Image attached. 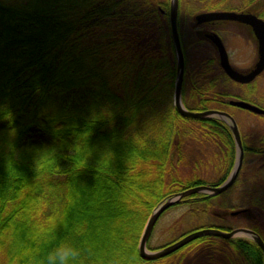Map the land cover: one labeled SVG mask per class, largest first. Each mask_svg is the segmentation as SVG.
Returning <instances> with one entry per match:
<instances>
[{"label":"trees","instance_id":"trees-1","mask_svg":"<svg viewBox=\"0 0 264 264\" xmlns=\"http://www.w3.org/2000/svg\"><path fill=\"white\" fill-rule=\"evenodd\" d=\"M170 4L0 0V264H42L61 242L81 250L78 264H163L179 253L172 264H184L195 249L207 252L208 263L264 264L261 248L246 238L204 236L151 261L140 254L145 226L164 199L221 184L235 163L209 155L222 173L214 172L215 179L202 174L205 144L232 148L233 137L224 122L184 117L174 106ZM185 58L184 105L200 112L233 109L227 100L235 97L213 91L217 79L205 81L200 66L193 70ZM189 71L195 75L188 79ZM102 196L104 203L85 206ZM217 198L195 194L171 208L186 205L216 219ZM40 201L47 208L37 216ZM259 204L253 226L264 236ZM53 215L59 216L55 230L34 240L35 225L47 226Z\"/></svg>","mask_w":264,"mask_h":264},{"label":"flooded vegetation","instance_id":"flooded-vegetation-1","mask_svg":"<svg viewBox=\"0 0 264 264\" xmlns=\"http://www.w3.org/2000/svg\"><path fill=\"white\" fill-rule=\"evenodd\" d=\"M233 1L236 4L231 7L211 8L203 11L202 13L234 12L238 14L253 15L264 21V0H233ZM239 1H241V3ZM248 3L251 4L247 6ZM198 15H196V17ZM196 17L194 18V21L192 23L194 45L192 46L191 44L190 47V50L192 52L191 59L200 60L199 63H194V64L200 66L201 70L204 73L203 79L205 81L211 78L217 79L216 87L213 89V91H216L217 94L218 93L221 94L222 92L229 93L233 95L235 98L237 97L236 98L237 100H243L249 102L259 107L260 109L264 110V66L260 70V72L256 73L253 76L252 80H250L249 82L239 83L232 80L231 78H229L223 66L221 65L222 53L220 52V48L218 47V45L215 43L216 41L214 40L215 36H218L222 44L223 53L226 54L230 62V65L233 68L239 70L241 73L247 75L253 72L254 70H256V66L261 59L259 54V42L256 38L253 27L250 24L242 21L239 22V21L227 20V19L212 20V21L198 23ZM238 59H245L244 62L245 66L243 67L239 66L237 62ZM211 61L212 64H209V62ZM228 80L238 85H242L246 87L248 93H245L246 94L245 97H248L250 99L246 100L245 98L239 97L240 94L235 95L225 90L223 87H225L229 83ZM207 89L208 88H206L204 93L206 100L208 99L207 96L210 95ZM231 100L232 98L227 100L229 105ZM232 107L236 109H241L234 106ZM207 110L225 112L228 113L231 117H233V119L236 122L237 129L241 138V147H239L229 124L218 117L217 118L211 117L218 119L221 122H224L228 126L230 133L233 137V147L232 148L223 147V144H221L220 147L219 143L212 145L206 143L205 152H204L205 157L208 158L209 155H216L217 153L224 154L225 156L234 159L235 161L234 166L238 161V159L240 158V155H242L243 158L242 168L237 177V180L227 191L223 192L222 194H219L218 197L226 195L227 193L230 194L231 192L235 191L236 186L239 185L238 184L239 178L240 179L246 178L245 182L246 181L253 182L256 184L254 185V187L258 186L257 190L249 189L248 191L260 192V189L264 187V181L261 180V182H259V179L256 180L255 178L257 176L256 174L257 172H258V177L260 176L264 177V124L262 125L259 123L253 124V123L245 122L243 118L234 111H232L231 108H227V110H224L222 109V106L216 105L214 108H210ZM257 115H262V114H257ZM261 135L262 137H258ZM248 161H252L253 163L250 166H247ZM247 169H248V174H246ZM230 174L231 172L221 184H223L229 178ZM213 177L214 179L216 178L214 175ZM205 185L218 186V183L212 182ZM203 195H205L206 197L211 196L209 193H205ZM259 197L261 198L262 196ZM261 202L262 200L260 199V203ZM229 204H231V202ZM252 205L248 204L247 207H244V205L239 207L238 208L239 210L240 209L246 210L245 212L239 215H234V213L238 210L237 208L235 209H233V207L223 208L221 206L220 210L217 209L214 212V216L216 217L215 220L217 221L218 224H211L210 227L220 228L228 232L237 229H247L256 232L253 225L256 223L257 216L255 215V212L251 209ZM260 236L264 240V236L263 235Z\"/></svg>","mask_w":264,"mask_h":264},{"label":"water","instance_id":"water-1","mask_svg":"<svg viewBox=\"0 0 264 264\" xmlns=\"http://www.w3.org/2000/svg\"><path fill=\"white\" fill-rule=\"evenodd\" d=\"M179 6H180V0H171L170 24H171L172 39H173V43H174V47L176 51V57H177V79H176L175 91H174V106L176 107L177 111L184 117L197 118V119L218 117L226 121L231 127L233 135L238 143V146L241 147V138H240V135L237 129L236 122L233 119V117H231L228 113L214 111V110H207V111H201V112L193 111V110H189L183 103L182 91H183V84H184V78H185V55H184V51L182 47L180 32L178 29ZM196 19L198 23L212 21V20L227 19V20H234V21H239V22L242 21V22L250 24L253 27L256 38L259 42V54L261 57L260 61L258 62L256 66V70H254L250 74L245 75L244 73H241L239 70L233 68L230 65V62L226 54L223 53L222 44L218 36H215L214 40L216 41L215 43L218 45V47L220 48V52L222 53L221 65L223 66L225 72L231 79L239 83H246L252 80L253 76L256 73L260 72V70L264 66V21H262L261 19L253 15L238 14L234 12H231V13H228V12L202 13L198 15ZM230 104L232 106L239 107L241 109L248 110L256 114L264 115V110L260 109L259 107L255 105L250 104L249 102L243 101V100H231ZM242 164H243V158H242V155H240V158L236 162L234 170L230 174L229 178L223 184L219 186L199 185V186L186 189L182 192L176 193L164 199L155 208L153 214L151 215V217L149 218L145 226L143 235L140 240V245H139L140 254L142 258L148 261L163 258L165 256H168L178 251L179 249L191 243L192 241L198 238L204 237V236H215V237H222L225 239H231L237 236H246L252 239L253 241H255L259 245V247L262 248L264 252V241L254 231L247 230V229H237V230L228 232V231H224L219 228L198 229V230H195L185 235L178 241L170 245H167L161 249L150 250L148 248V241L151 236V233L158 219L161 217V215L166 210L180 203L184 198L188 196H192L195 194H205V193H209L211 196H215V195L225 192L237 180V177L242 168ZM245 211L246 210L237 211L234 213V215H239Z\"/></svg>","mask_w":264,"mask_h":264},{"label":"rangeland","instance_id":"rangeland-1","mask_svg":"<svg viewBox=\"0 0 264 264\" xmlns=\"http://www.w3.org/2000/svg\"><path fill=\"white\" fill-rule=\"evenodd\" d=\"M241 3V1H239ZM236 3L233 0H180V8H179V18H178V28L180 31V36H181V41H182V46L183 49L185 51V54L188 58V65L189 67L193 70H195V68L197 67L196 64L198 61H193L192 58V52L190 50L191 44L192 46L194 45V36L192 33V23L194 21V18L196 17V15L202 13L205 10L211 9V8H221V7H231L233 5H235ZM238 5V4H237ZM242 6V5H241ZM240 6V7H241ZM235 7V6H234ZM237 7V6H236ZM199 60V59H198ZM193 61V62H192ZM238 65L239 66H245L244 62L245 59H238ZM195 75V71H189L188 74V79L190 77H193ZM227 81V80H226ZM228 84L223 87L225 90H227L228 92L235 94V95H239V97L241 98H245L246 100L250 99L248 97H245V93H248L247 88L242 86V85H238L236 83L231 82L230 80H228ZM244 94V95H243ZM248 95V94H247ZM232 111H234L235 113H237L238 115H240L243 120L245 122L248 123H259V124H264V115H257L251 111H246V110H242V109H236L233 108ZM258 137H262L258 136ZM189 154L191 156L196 154L195 150H192L189 152ZM213 161L215 162V160H212L210 158H208L207 163L205 162L203 165V173L205 174V176L210 177L213 176L215 170L216 169L215 165L213 164ZM253 162L252 161H248V165L250 166ZM202 166V165H200ZM201 172V169H200ZM222 171L221 169H218L217 172H215V174H221ZM246 174H248V169L246 170ZM258 176V172L256 173ZM256 176V175H255ZM204 177V176H203ZM205 178V177H204ZM248 178V177H247ZM257 179V177L255 178ZM259 182H261V180L264 181V177L260 176L259 178ZM246 178H239L238 180V186H236V190L231 192L230 194L227 193L226 195H223L221 197H218L216 199V203L217 205L222 206L223 208H229V207H233V209L235 208H239L241 206L244 205V207H247L248 204H253L254 206L258 205V197L262 196V200L263 202H261L259 204V207L264 206V187H262L260 189V192L257 191H248L249 189H256L257 187H254V185H256L253 182H248L246 181ZM248 183V184H247ZM97 189V186L94 187ZM238 190V191H237ZM96 191V190H95ZM252 193V194H250ZM256 195V197H255ZM106 200L105 197H99L98 201L95 202H88L85 206L87 207H93L95 206L97 203H104ZM231 202V204H229ZM114 205H116V203H113ZM251 206V209L255 212V215L258 216V214L261 213V210H259L257 207ZM117 206V205H116ZM188 207L182 206V207H178V208H171L168 210V212L166 214H162V218H160L158 220V222L156 223L153 232L150 236L149 242H148V246L149 248H159L161 246H164L166 244H168L169 242H171L173 239L177 238L178 236H181L184 232L194 228V227H203V226H209L211 224H218L217 221L214 218L211 217H207L205 214L204 215H195V210L189 209ZM95 214L96 213H100L102 210L99 209L97 210V208H95ZM220 210V209H218ZM83 214L85 212H82ZM165 213V212H164ZM188 213L184 218L183 216ZM92 214V213H90ZM94 214V212H93ZM184 219L183 224H176L178 223V221L180 219ZM263 218V217H262ZM264 229V228H263ZM100 237V235H99ZM98 235L90 238L89 242H93L94 240H97ZM105 237V232H102V238ZM79 242H76V244H78ZM195 249V248H194ZM196 251L190 253L188 255V259L184 261V264H224V260L219 259V260H214L212 263H208L207 262V252L202 251V249H195ZM181 255L182 253H179L177 255H172L171 257H169L167 260L163 261L164 263H175V261L178 260V258L180 257L181 259ZM229 260H226V263H228ZM236 263V262H235ZM237 264H239L237 262Z\"/></svg>","mask_w":264,"mask_h":264},{"label":"clouds","instance_id":"clouds-1","mask_svg":"<svg viewBox=\"0 0 264 264\" xmlns=\"http://www.w3.org/2000/svg\"><path fill=\"white\" fill-rule=\"evenodd\" d=\"M72 201L70 200V203ZM37 216H42L44 210L47 208V204L43 201L37 203ZM59 221L58 215L49 216L47 218V226L37 224L34 227L33 239L36 241L44 240L46 237L51 235L55 230L56 225ZM79 229L77 232L79 233ZM39 249L36 250H27L24 252L25 256H30L35 253H38ZM81 256V250L69 242H61L53 250L47 253L44 257L42 264H78L79 258Z\"/></svg>","mask_w":264,"mask_h":264}]
</instances>
